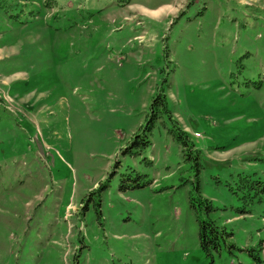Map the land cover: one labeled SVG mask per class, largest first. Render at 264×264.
<instances>
[{
    "label": "rangeland",
    "instance_id": "obj_1",
    "mask_svg": "<svg viewBox=\"0 0 264 264\" xmlns=\"http://www.w3.org/2000/svg\"><path fill=\"white\" fill-rule=\"evenodd\" d=\"M0 264H264V0H0Z\"/></svg>",
    "mask_w": 264,
    "mask_h": 264
},
{
    "label": "trees",
    "instance_id": "obj_2",
    "mask_svg": "<svg viewBox=\"0 0 264 264\" xmlns=\"http://www.w3.org/2000/svg\"><path fill=\"white\" fill-rule=\"evenodd\" d=\"M165 99H166L165 94L163 92H158L157 96L152 101L151 108L153 109L156 106H162L163 108H165V110H167V114L169 118L171 119V121L173 120L172 123L174 124L175 129L177 130L176 134H177L178 139L181 140L182 143L187 146L192 145L187 139L186 133L180 127H178L177 122L174 119H172V117H170L171 115L169 114L168 108L166 106V102H164ZM153 115L154 113L153 114L151 113V117L149 120L150 122H153L155 118ZM145 128L149 129L150 126L145 127ZM132 141H133L132 144L134 145V144H137L139 140L136 137V138H133ZM244 176L245 177H243L242 180L244 182V186H246L247 188L250 187L249 191L252 189L251 185L253 182H256L257 184L262 183L261 180H253L249 178V175L247 176L244 175ZM250 196L252 197L253 195L251 194ZM204 200L207 201L208 209H210L211 202L208 199H204ZM218 233H219V230L214 221L209 220V221L201 222L199 236H200L202 245H204L205 247H208L210 245H213L216 247L218 245Z\"/></svg>",
    "mask_w": 264,
    "mask_h": 264
}]
</instances>
